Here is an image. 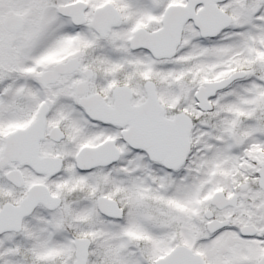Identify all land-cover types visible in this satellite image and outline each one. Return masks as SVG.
<instances>
[{"label": "snow or ice", "instance_id": "1", "mask_svg": "<svg viewBox=\"0 0 264 264\" xmlns=\"http://www.w3.org/2000/svg\"><path fill=\"white\" fill-rule=\"evenodd\" d=\"M0 264H264V0H0Z\"/></svg>", "mask_w": 264, "mask_h": 264}]
</instances>
